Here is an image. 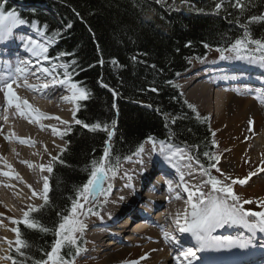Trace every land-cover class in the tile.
I'll return each mask as SVG.
<instances>
[{
  "label": "trees",
  "instance_id": "1",
  "mask_svg": "<svg viewBox=\"0 0 264 264\" xmlns=\"http://www.w3.org/2000/svg\"><path fill=\"white\" fill-rule=\"evenodd\" d=\"M0 3L6 10H16L14 6L20 5L18 12L22 18L36 21L40 28L48 26L45 35L52 40L49 55L73 54L61 60L77 61L79 69L83 70L74 76V81L90 93L88 99L79 103L75 117L88 124L100 122L111 126L116 121L110 146L112 153L121 157V163L148 137L159 142L168 140L171 135V143L188 148L207 166L208 158L203 153L216 155L218 151L212 144L210 119L200 114L197 119V112L188 107L176 82L192 70L195 63L208 59L210 50L225 47L242 34L236 18L244 23L249 16L264 15V0H245L247 10L243 13L225 0V9L219 15L205 14L212 10L210 0H188V3L181 0L165 3L156 0H0ZM36 7H47L58 20ZM200 8L205 12L197 11ZM149 16L151 19H146ZM250 28L254 37L264 38V23H253ZM55 32L60 35L54 36ZM205 44L210 48H205ZM101 60L103 64L99 63ZM99 81L108 87H102ZM152 88L158 91L153 92ZM112 90L118 95L114 97ZM165 115L168 121L173 116L181 119L166 128ZM70 128L63 137L66 150L59 155L64 163H54L49 179L50 204L41 212L31 214L49 229L59 219L57 212L70 208L74 189L89 178L87 169L91 160H99L106 147L107 133L89 132L77 124ZM147 144L144 143V148ZM194 146H198V150ZM219 166L217 163L216 167ZM214 172L216 170L212 169V175ZM102 206V203L96 206L94 211L98 214ZM17 227L22 239L31 246L22 251L39 259L42 249L50 250L54 241L51 231L30 230L22 223ZM77 242L79 255H75V246L62 250V255L75 264L85 248L82 234ZM11 256L23 259L17 257L15 251Z\"/></svg>",
  "mask_w": 264,
  "mask_h": 264
},
{
  "label": "bare ground",
  "instance_id": "2",
  "mask_svg": "<svg viewBox=\"0 0 264 264\" xmlns=\"http://www.w3.org/2000/svg\"><path fill=\"white\" fill-rule=\"evenodd\" d=\"M23 30L16 29L14 34L17 32L21 34ZM19 49L25 52L23 42L18 38L14 43H7V52L3 46H0V64L7 61L15 66L18 59H33L29 54L28 57L18 58ZM247 67L261 69L264 72V68L249 65L247 62L215 63L194 70L182 91L185 98L199 108L213 106L216 117L223 123V132H227L230 137V157L225 165L229 173L233 172L232 165L237 162L235 159L240 156L243 145L248 144L252 138L264 136V103L254 98L255 94L264 99V90L254 89L249 83L245 84L238 79L243 75V69ZM256 78L254 77V80L264 82V77ZM28 82L38 83L35 77H29ZM18 83L21 84L20 87L13 85L16 94L22 100H27L42 116L33 118L26 114L22 117L14 106L7 105L4 93L0 92V206L3 209L8 208L10 213H7L15 217H19L20 210H26L32 201L34 202L35 198L29 199V197L32 199V190L35 189L33 184H43L44 177L50 179L51 174L47 171L41 172L38 166L50 164L51 157H54V152L59 149L57 132L53 133V129L58 130L57 126L64 124L61 121L72 123L75 112V108L68 105L70 101L64 99L65 97L70 99V96L62 93L63 87H50L42 93L23 87V80ZM247 90H253L254 94H238ZM57 117L59 119H56ZM249 120L253 121L251 125ZM21 140H26L28 143H21ZM137 159L135 158L127 166L122 165L121 180L113 194L111 200L113 202L103 209L101 213L103 217L98 224L95 223L97 226L91 232V237L94 239V248L98 251L93 255L98 257L99 264H177L174 257L180 248H184L186 243L196 246L190 234H180L174 223L176 214L183 213L188 207L185 202L187 193L183 191V186H177L178 173L164 162L161 163L162 159L159 156L152 159L142 158L143 165L137 163ZM183 163L186 161H181V164ZM29 164L33 167H29ZM262 168L255 176L248 179L249 187L260 184L261 180L258 177L264 179ZM5 172L9 175H3ZM125 172L132 177L131 181L124 176ZM154 172H156L155 177L149 181V177ZM170 180L175 182L174 186L178 190L172 188V191H169L167 182ZM185 180L189 183V187L192 184L202 183L199 172L193 176L186 175ZM127 183H131L132 187H124ZM29 185L31 188L28 187ZM203 191L208 193L205 187ZM177 195L181 198L176 199ZM121 197L123 199H120ZM262 199L264 201V198ZM144 214L153 217L148 226L142 220ZM0 216V244L8 246V242L12 241L7 231L9 227L2 224V218H6V214L1 207ZM123 216V220L115 225V222ZM140 218L141 221L133 225L134 229L127 232L128 225ZM159 218L161 223L156 222ZM154 221L156 227L151 226ZM164 232L177 236L179 243L166 242L163 238ZM213 235L231 236L234 239L251 237V233L246 229L230 225L216 229ZM92 238H89V242ZM90 244L91 249L92 242ZM262 245H264V234L258 233L253 238V246L248 249L208 251L220 263L225 259L242 264L241 257L250 259L264 256ZM6 249L7 247H0V264L3 262V256H6V251L2 250Z\"/></svg>",
  "mask_w": 264,
  "mask_h": 264
},
{
  "label": "snow or ice",
  "instance_id": "3",
  "mask_svg": "<svg viewBox=\"0 0 264 264\" xmlns=\"http://www.w3.org/2000/svg\"><path fill=\"white\" fill-rule=\"evenodd\" d=\"M157 3H165L166 0H156ZM182 3H188V0H181ZM212 3V10L205 14L219 15L222 10L225 9V0H210ZM251 2V0H249ZM228 5L239 9L240 13L247 10L245 0H228ZM197 11L204 13L205 9L200 8ZM151 19V17H146ZM264 23V15L249 16L244 23H241L239 18L235 19V23L243 29L242 34L235 37L233 41H230L225 47H217L216 52L219 53V60L221 61H245L249 65L259 66L264 68V38H256L252 35L250 25L253 23ZM36 30V35L44 38V43H39L35 38L20 35L18 32L14 34V30L20 29L21 26L29 25ZM71 25H69L70 27ZM48 26L45 24L43 28L38 27L36 21L29 22L25 18H22L16 10H6L3 3H0V46H3L5 52H7V43H14L18 38L23 42L24 51L30 55L33 59H18L15 66L10 62L5 61L0 64V92L4 93L5 100L9 107L14 106L19 114L23 117L26 114L33 118H40L42 114L38 110L32 108L27 100H22L13 89L15 84L20 87L18 83L23 80V87L32 91L44 92L50 87L56 86L64 87L71 92V101L77 102L76 110H79V101L89 98L90 93L76 81L74 76L79 75V69L77 61L75 59L70 62H63L61 60L64 56L73 55L72 53L59 52L55 56L49 55L50 45L52 40L45 36V31ZM59 32H55L54 36L58 37ZM7 42V43H6ZM205 48H210L208 44L204 45ZM135 59V58H133ZM35 61V62H34ZM103 64V61H99ZM116 63V61H112ZM47 64V66H44ZM153 67H155L153 65ZM71 69V71L69 70ZM62 70V71H58ZM29 77H35L38 83L31 84L28 82ZM102 87H108L103 84V81H99ZM113 96L118 95L114 90ZM151 91L157 92L158 89L152 88ZM238 94H254L253 90H247L245 93ZM254 98L264 103V99L260 95H255ZM69 100L68 97L64 98ZM187 103V102H186ZM115 107V104H113ZM148 107H151L149 105ZM188 107L196 112V109L192 105ZM159 111V109H157ZM163 115V114H162ZM165 118V127L168 124H176L177 119H181L179 116H173L171 121H168L167 115ZM56 119H59L58 117ZM197 119L199 120V114L197 113ZM207 119V118H206ZM67 125V121H61ZM74 123L82 125L89 132L103 131L107 133V140L105 141L106 147L103 150V155L97 159H92L88 167L89 178L85 183L74 189L75 195L71 198L70 208H65L63 211L57 212L59 218L54 223V227L49 229L43 225L39 218H33L32 213L41 212L45 207L50 204L49 191L50 184L47 177L43 178V189L41 193H37L32 190V196L38 197L43 200V203L39 206H28V210L24 211L23 219L20 221L12 220L13 224H24L30 230H39L43 233L52 232L54 235V241L50 246V250H41L42 257L35 259L28 255L27 252L22 249H28L31 246L29 243L22 239L19 228H14L15 232V252L17 257H23V259H17L11 255L4 257L11 261V264H27L29 260L32 264H75L74 260L62 255L64 247H76L75 255H79L80 249L78 247L77 234H82L85 230V225L80 219L81 216L96 215L94 211V205L97 202L98 197L103 196L105 200L111 195L113 190L112 181L119 173V166L121 163V157L114 155L111 150L110 142L115 136L116 121H113L111 126L108 124H101L97 122L95 124L84 123L80 119L74 117ZM253 123L249 120V125ZM110 127L112 130H110ZM70 126L66 128L65 132L60 133L61 138L63 135L70 132ZM191 131V129H189ZM57 130L53 129V133ZM213 140L212 144L216 146L214 139L216 133H211ZM173 137L170 135L168 140L157 142L155 138L148 137L147 140L139 144L132 156L137 157V163L143 165L144 143H150L152 145V152L149 155H158L162 162L167 164L170 168L174 169L179 175L178 187L183 186V191L187 193L186 204L188 207L183 213H177L174 223L176 229L180 234H190L195 240L196 246L188 248H180L174 259L177 264H195L199 259L197 252H203L205 250H220V249H248L253 246V238L256 235L264 234V210L255 211L252 209H246L244 205L252 204L250 199L240 200L239 196L234 192L233 185L239 184L245 185L251 176H255V171L251 172L248 177L243 179H231L227 177L221 170L216 167L219 163L220 156L212 155L209 152H204V157L208 158L207 166L201 162L198 156L192 154V152L182 146L171 143ZM21 143H28L26 140H21ZM198 150V146H194ZM66 149H61V155ZM50 155V153H49ZM132 156H126L123 159L131 162ZM181 161L186 163L181 164ZM215 161V163H213ZM59 162L61 164L64 161L60 160L59 155L51 157V162L48 166L43 164L39 165L41 172L47 171L53 172L52 164ZM33 167V165H28ZM9 167H11L9 165ZM212 169L216 172L225 175V180H231V183H225L217 179L212 175ZM264 171V168L261 169ZM197 172L200 175L207 177L205 181L200 184H192L189 187V183L185 180V176H193ZM3 175L8 176L9 173L5 172ZM124 176L128 181H131L132 177L125 172ZM207 185L211 186V191L206 193L203 188ZM31 188V186H28ZM124 187H132L131 183H127ZM169 191H172L171 182H169ZM179 195L176 199H180ZM31 199V197H29ZM120 199H123L121 197ZM258 208L264 209V201H261L257 205ZM226 225L240 226L251 233V237L248 238H233L231 236H214L213 232L216 229L224 228ZM163 238L166 242L179 243L177 236L170 235L168 232L163 233ZM11 246L12 242H8ZM264 246V245H262ZM146 259L147 257H142Z\"/></svg>",
  "mask_w": 264,
  "mask_h": 264
},
{
  "label": "rangeland",
  "instance_id": "4",
  "mask_svg": "<svg viewBox=\"0 0 264 264\" xmlns=\"http://www.w3.org/2000/svg\"><path fill=\"white\" fill-rule=\"evenodd\" d=\"M17 6L20 7V5H17ZM38 7H36L35 9L40 10V11H44V12L52 15L54 17V19L58 20L57 16L53 15L52 13H50L51 11L49 12V9L47 7L46 8H41V9L38 8ZM21 28L24 29L25 31H27L29 29L34 34V30L35 29H33V28H29L27 26H21ZM32 33L30 34V37L35 38L37 35L34 36ZM20 35H25V34L23 32ZM27 36H28V34H27ZM38 37L41 38L42 40L41 39L38 40V38H35V39H37V42L44 43V38L43 37H40V36H38ZM217 59H219V53L216 52L215 50H210L209 58L208 59H206L203 63H197V64L195 63V65L193 66L192 70H190L187 74H185L184 76H181L177 80L176 83L180 87V93H181L182 97L184 96L182 94V91L185 88L186 81H187V79H189V76L192 74V72H195L200 67L207 66V65H211V64H215L216 61H214V60H217ZM209 61H211V62H209ZM238 62H245V61H230L229 64H231V63H238ZM44 66H47V64H45ZM58 71H62V70H58ZM63 89L65 91L63 90L62 93L63 94L65 93V95L70 96V98H71V92L68 91L64 87H63ZM66 92H67V94H66ZM183 98H184V100L188 104L192 105L196 109V112L198 114H200L201 116H204V117L210 119L209 120L210 121V126H211L213 132L216 133L215 139H216V147L218 149L216 155L220 156V160H219L220 166H219V169L221 170L222 173H224L227 177H230L231 179H243L245 177H248L251 172H253V171L257 172L260 168H262V166L264 165V136H260V137L254 138V139L252 138L249 141L248 144L243 145L242 152L240 151L241 152L240 153V156L235 159V162L236 161L237 162L236 163H233V165H232L234 167L232 169L233 172L232 173L227 172V170L225 169V165L228 162L227 159H229V157H230V153H229L231 151L229 149L230 148V145H229L230 144V142H229V140H230L229 138L230 137L228 136V133L227 132H223L224 125L216 117L215 110H214L213 106H211L209 108H207V107L204 108L203 107L204 109L203 108H199L195 104H193L189 100H187L185 98V96ZM69 101H70V103H68V105L70 104L71 106H73L75 108V112H74V115H73V121H72V123H69L67 125L61 124V125H58L57 126V129H58L57 130V138H58V142H59L58 143L59 144V147H58L59 149L54 152V155L55 156L60 155L61 149H65V147H66V143L63 141V138H61L60 133L65 132L66 128H68L69 126L71 127L73 125H76L74 123V117L77 114V110H76V104H77V102L71 101V99H69ZM80 102L81 101H79L78 103H80ZM64 136L65 135H63V137ZM151 152H152V145L151 144H147L145 146V148H144V154H143V157L142 158L152 159L153 157H157L158 156V155H151L150 156L149 153H151ZM133 160H135V158L132 159V161ZM130 163L131 162L121 163L119 169H121L122 165L127 166ZM161 163H162V161H161ZM259 164L261 166H258ZM52 166H53V164H52ZM156 172H154V174H152L149 177V181H152L153 180V178L156 175ZM216 174H217V172H214L213 173V176H215L217 179H219V180H221L222 182H225V183H231V180H225V175H221V173H218L217 175ZM203 177L201 175L202 182L205 181L206 178H207V177H204V178ZM258 178L261 180V182H260V184H258L255 187L254 186L249 187L247 183L245 185H243V186H241L239 184L233 185L234 192L239 196V198H240L241 201H243L245 199H250V200L253 201L252 204H246V205H244V207L246 209H252V210H255V211H262V210H264V209H261V208H258L257 207L258 203L261 202V201H263L262 198H264V179L262 177H258ZM119 180H121L120 172L117 174V176L115 177V179L112 181V183H113V190H112L111 195L107 198V200H105V198L103 196L98 197L96 204L93 206L95 208L96 206H98V205H100L102 203L103 206H102V208H101V210L99 211L98 214H96V215L89 214L88 216H81L80 217V219L83 221L84 225L86 226L84 232L82 233V236L84 238L85 248H84V251L82 252L81 256L77 259L76 264H91V263L92 264H99V261L97 260L98 257L96 255H93V254L97 253L98 250L94 248V246H95L94 245V242H93L94 239L91 237V232H93L94 229H96L94 227L97 226V224L99 223V221L103 217V216H101V213L103 212V209L107 205L110 206L109 204L113 202V201L111 202V200L113 198V194H114V192L116 190V187L118 186ZM39 184L40 185H38V184H35L34 185L33 184V186H34L33 188H35L34 190L37 193H41L42 192V189H43V184L42 183H39ZM205 188H206L207 192H210L211 191V186L210 185L205 186ZM33 198H35V199H34V202L32 201V203L30 204L31 206L39 207L43 203V200L42 199L37 198V197H33V196H32V199H30V200H33ZM16 203H17V201H16ZM0 207L2 208V210L6 214V218H4V219L2 218V224L5 227H9L7 229V231H8V234L11 236V241H12L11 246L9 244H8V246L3 245V243L0 244V247L1 248L7 247L6 250H2V251H6V256H3V262H2V264H11V261L10 260L4 258V257H7V256L11 255V253L13 251H15L16 235H15V232L12 231V229L17 228V224H13L11 221L12 220H16V221L22 220L23 219V213H24V211H27L28 208L26 210H23V211L20 210V216L19 217L18 216L15 217L12 214H9L10 212L7 210L8 208L7 209H3L2 206H0ZM7 212H9V213H7ZM123 218H124V216L123 217H120V219H118L115 222V225L119 224L123 220ZM137 221H140V220L138 219V220L130 223L128 225V228H127L126 231L127 232H131L134 229L132 227V225L134 223H136ZM95 223H97V224H95ZM153 227H156V225L153 226ZM79 234L80 233L77 234V237L79 236ZM124 236L128 237L127 235H124ZM89 238L90 239L92 238V240L90 242H89ZM91 242H92V248L90 249L89 246H91V244H90ZM112 255H114V253ZM88 256H89L90 260H88L89 259ZM102 263H103V261H102Z\"/></svg>",
  "mask_w": 264,
  "mask_h": 264
}]
</instances>
